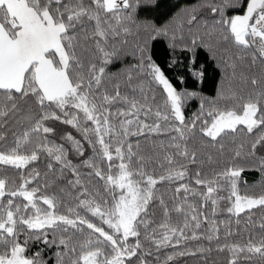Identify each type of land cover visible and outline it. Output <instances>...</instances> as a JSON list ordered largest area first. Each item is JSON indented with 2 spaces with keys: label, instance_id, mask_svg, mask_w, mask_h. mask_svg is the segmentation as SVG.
<instances>
[{
  "label": "snow or ice",
  "instance_id": "obj_1",
  "mask_svg": "<svg viewBox=\"0 0 264 264\" xmlns=\"http://www.w3.org/2000/svg\"><path fill=\"white\" fill-rule=\"evenodd\" d=\"M160 6L0 0V264H49L35 244L55 247V264H178L212 251L185 250L201 240L227 264H264V216L252 215L264 192L239 187L246 169L264 186V0L143 15ZM164 41L173 53L203 48L221 69L216 96L188 119L197 93L154 60ZM221 211L227 222L212 219ZM246 212L259 241L230 242L231 218Z\"/></svg>",
  "mask_w": 264,
  "mask_h": 264
},
{
  "label": "trees",
  "instance_id": "obj_2",
  "mask_svg": "<svg viewBox=\"0 0 264 264\" xmlns=\"http://www.w3.org/2000/svg\"><path fill=\"white\" fill-rule=\"evenodd\" d=\"M195 0H161V6L159 9H153L147 13H144V16L155 17L163 21L166 17L172 12L176 11L175 6L183 7L186 4L194 3ZM241 3H244L245 0H240ZM246 7V4H245ZM242 13L237 9H228L227 15L231 16L234 14ZM153 58L157 62V64L164 71L165 75L170 78L171 82L180 90H187L189 92L197 93L195 98H190L186 101L184 106V114L185 118H191L194 113L199 110L201 98L212 99L217 94L218 86L222 80L221 69L217 66V62L212 58V53L205 51L203 48L197 49V53L194 56L192 53L180 54L179 50L176 53H173L171 49L167 46V41L163 43H158L155 45L153 49ZM175 59L178 62L175 64H171L172 60ZM171 64V67L169 65ZM117 67H120L118 65ZM113 68L111 71H115ZM203 70V77L193 76V72ZM58 127L68 128L66 125H60L59 122H56ZM74 135L75 130H71ZM59 142V141H57ZM199 146V145H197ZM72 159L73 163H78L77 158L70 155L69 157ZM31 167H39L41 170L44 168V164L34 163ZM11 170L9 171V175H11ZM71 178V177H69ZM261 179V175L259 172L255 170H245L241 174V183L239 185L241 194H245V187L243 181H246L248 185L252 187L247 189L248 195H259L264 192V186L259 184ZM171 195V192L168 193ZM248 213H243L239 217L240 225L235 224L236 217H232V223L234 228H238L240 231V235L229 237L230 242L234 243H247L249 238V232H251L252 238L255 241H259L260 233L259 229H252L249 226V229H245V221L247 219ZM253 220L258 221L261 216H264V208H255L252 210ZM212 219L223 220L227 222L229 220V214L226 211H221L217 214L216 217H212ZM208 225H204L206 229ZM226 229L223 225H221L220 232V243H224V232ZM191 233H189L190 235ZM51 238V237H50ZM134 242V241H133ZM31 243V242H30ZM203 248H211V252H205L203 254L197 253L194 256H184L178 258V264H227V260L230 257V253L228 252H218L216 251V243L213 242L209 244L207 240L201 241H189L187 242V249L195 251L196 249ZM43 250V257L45 260H49V264H55L54 253L57 251L55 247L47 248L43 244H35L31 246V252H35L37 250ZM171 249L164 250L161 259H163L164 255L170 254Z\"/></svg>",
  "mask_w": 264,
  "mask_h": 264
},
{
  "label": "rangeland",
  "instance_id": "obj_3",
  "mask_svg": "<svg viewBox=\"0 0 264 264\" xmlns=\"http://www.w3.org/2000/svg\"><path fill=\"white\" fill-rule=\"evenodd\" d=\"M239 14H242V13H239Z\"/></svg>",
  "mask_w": 264,
  "mask_h": 264
}]
</instances>
